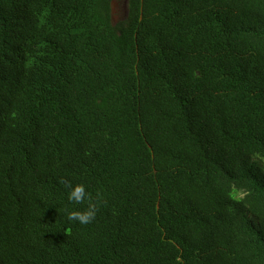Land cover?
I'll use <instances>...</instances> for the list:
<instances>
[{
    "label": "trees",
    "instance_id": "1",
    "mask_svg": "<svg viewBox=\"0 0 264 264\" xmlns=\"http://www.w3.org/2000/svg\"><path fill=\"white\" fill-rule=\"evenodd\" d=\"M115 1L0 0V264H264V0Z\"/></svg>",
    "mask_w": 264,
    "mask_h": 264
},
{
    "label": "clouds",
    "instance_id": "2",
    "mask_svg": "<svg viewBox=\"0 0 264 264\" xmlns=\"http://www.w3.org/2000/svg\"><path fill=\"white\" fill-rule=\"evenodd\" d=\"M88 198V194L83 184L71 186V190L69 192V200L81 203ZM96 211V206L93 204H89L88 207L83 211H69L67 213V217L69 221H78L81 224H88L95 218Z\"/></svg>",
    "mask_w": 264,
    "mask_h": 264
},
{
    "label": "rangeland",
    "instance_id": "3",
    "mask_svg": "<svg viewBox=\"0 0 264 264\" xmlns=\"http://www.w3.org/2000/svg\"><path fill=\"white\" fill-rule=\"evenodd\" d=\"M125 1L126 0H116L113 3L112 14H113L114 22H116V21L121 19V15L123 13V9H124V6H125ZM263 167H264V164H263Z\"/></svg>",
    "mask_w": 264,
    "mask_h": 264
}]
</instances>
